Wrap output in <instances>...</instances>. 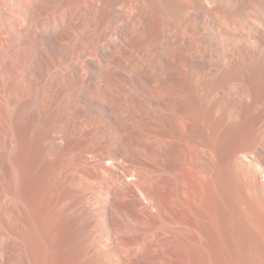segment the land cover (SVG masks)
Here are the masks:
<instances>
[{"label": "rangeland", "instance_id": "obj_1", "mask_svg": "<svg viewBox=\"0 0 264 264\" xmlns=\"http://www.w3.org/2000/svg\"><path fill=\"white\" fill-rule=\"evenodd\" d=\"M248 11L261 22L264 0L221 1L211 56L204 0H0V264H50L36 201L54 137L98 102L160 103L165 114L168 104L186 103L214 151L226 150L235 124L246 121L233 94L235 57L252 52L249 85L264 90V41L250 46L222 28H238ZM210 70L235 76L204 75ZM260 104L249 114L259 137ZM232 226L241 263L264 264L263 238Z\"/></svg>", "mask_w": 264, "mask_h": 264}, {"label": "bare ground", "instance_id": "obj_2", "mask_svg": "<svg viewBox=\"0 0 264 264\" xmlns=\"http://www.w3.org/2000/svg\"><path fill=\"white\" fill-rule=\"evenodd\" d=\"M204 1L213 56L222 0ZM258 16L248 11L238 28H222L254 46L264 41ZM249 52L233 59L241 65L233 94L246 121L235 124L224 152L177 101L168 104L171 115L160 103L101 101L55 135L47 188L36 201L50 264H242L232 225L264 240V132L259 137L250 118L261 102L264 124V90L249 85L256 62Z\"/></svg>", "mask_w": 264, "mask_h": 264}]
</instances>
